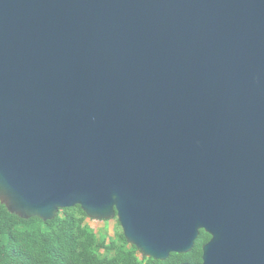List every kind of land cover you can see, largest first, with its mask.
Returning a JSON list of instances; mask_svg holds the SVG:
<instances>
[{
	"label": "water",
	"instance_id": "obj_1",
	"mask_svg": "<svg viewBox=\"0 0 264 264\" xmlns=\"http://www.w3.org/2000/svg\"><path fill=\"white\" fill-rule=\"evenodd\" d=\"M0 205L264 264V0H0Z\"/></svg>",
	"mask_w": 264,
	"mask_h": 264
},
{
	"label": "trees",
	"instance_id": "obj_2",
	"mask_svg": "<svg viewBox=\"0 0 264 264\" xmlns=\"http://www.w3.org/2000/svg\"><path fill=\"white\" fill-rule=\"evenodd\" d=\"M87 220L79 207L44 222L20 219L0 205V264H201V248L209 240L200 231L189 253L155 261L126 242L118 223L113 236L107 237Z\"/></svg>",
	"mask_w": 264,
	"mask_h": 264
},
{
	"label": "rangeland",
	"instance_id": "obj_3",
	"mask_svg": "<svg viewBox=\"0 0 264 264\" xmlns=\"http://www.w3.org/2000/svg\"><path fill=\"white\" fill-rule=\"evenodd\" d=\"M86 222L96 232L105 234L107 237L113 236L114 228L116 227V224H117L116 218H113L107 221H98V220L94 221V220L88 219Z\"/></svg>",
	"mask_w": 264,
	"mask_h": 264
},
{
	"label": "flooded vegetation",
	"instance_id": "obj_4",
	"mask_svg": "<svg viewBox=\"0 0 264 264\" xmlns=\"http://www.w3.org/2000/svg\"><path fill=\"white\" fill-rule=\"evenodd\" d=\"M206 235H207V234H206ZM208 241H209V240H208ZM208 241H207V242H208ZM205 244H206V243H205ZM205 244H204V245H205Z\"/></svg>",
	"mask_w": 264,
	"mask_h": 264
}]
</instances>
